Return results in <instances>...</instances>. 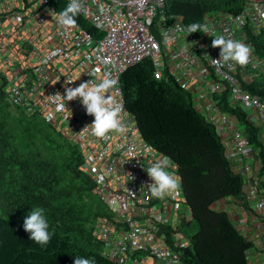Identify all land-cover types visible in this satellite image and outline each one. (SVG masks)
I'll list each match as a JSON object with an SVG mask.
<instances>
[{
  "label": "built area",
  "instance_id": "obj_1",
  "mask_svg": "<svg viewBox=\"0 0 264 264\" xmlns=\"http://www.w3.org/2000/svg\"><path fill=\"white\" fill-rule=\"evenodd\" d=\"M164 1L82 0L79 16L101 33L95 38L79 27L59 29L48 0H0V99L27 117L43 119L79 153L80 170L105 207L92 236L106 259L115 264H186L182 251L192 242L183 228L192 214L181 179L178 194L151 197L146 185L152 181L145 169L166 155L142 137L120 83L127 69L148 60L155 80L168 74L189 93L193 109L218 137L231 172L241 177L245 205L237 200L240 207L234 212L229 200L236 199L230 197L210 208L226 213L236 232L251 243L244 252L246 264H264L262 160L238 116L222 108L224 97L228 107L242 110L264 147V99L244 87L253 73L264 80V57L254 54L247 39V33L264 34V1L243 0L237 14H206L201 24L212 30L209 35L182 31L183 19L165 15ZM220 35L250 46L247 65L212 63L220 58V49L211 46ZM105 73L117 81L107 95L122 106L126 131L109 139L81 135L94 117L80 100L60 101L66 104L61 111L49 97L64 95L67 81L76 87L99 81ZM173 171L179 177L178 167Z\"/></svg>",
  "mask_w": 264,
  "mask_h": 264
},
{
  "label": "trees",
  "instance_id": "obj_2",
  "mask_svg": "<svg viewBox=\"0 0 264 264\" xmlns=\"http://www.w3.org/2000/svg\"><path fill=\"white\" fill-rule=\"evenodd\" d=\"M56 12L66 0H48ZM243 0H165L163 12L179 16L184 25L202 23L206 14H237ZM77 27L93 37L101 33L79 15ZM254 54L264 57V34L247 33ZM245 85L264 99V80L252 74ZM127 110L135 117L144 140L178 167L181 187L192 219L183 228L191 247L182 251L186 264H246L251 243L241 237L226 213L210 207L230 197L245 205L242 180L231 172L211 125L192 106L189 93L172 77L155 80L145 60L120 78ZM244 126L249 143L261 157L259 131L245 113L228 107ZM77 150L43 119L27 117L0 99V264H74L75 256L94 257L96 264H115L103 256L92 236L94 221L104 216V205L92 193V181L80 170ZM33 207L45 209L52 239L41 247L30 240L23 221Z\"/></svg>",
  "mask_w": 264,
  "mask_h": 264
},
{
  "label": "clouds",
  "instance_id": "obj_3",
  "mask_svg": "<svg viewBox=\"0 0 264 264\" xmlns=\"http://www.w3.org/2000/svg\"><path fill=\"white\" fill-rule=\"evenodd\" d=\"M81 10L82 0H69V3L62 11L55 14L50 13V15L55 17V22L59 29L71 30L78 26L76 17ZM181 30L189 35L197 32L209 35L212 31L208 25L198 22L183 26ZM211 46L220 49V58L211 60L214 65L218 66H223L230 62L233 65L245 66L248 64L253 51L250 46L242 41L226 38L223 35L213 38ZM73 83L75 82H65L64 95L57 92L49 98L57 103V108L61 111L66 109V104L60 101L80 100L86 110V114L94 117V119L79 134H90L94 138L109 139L112 133L119 134L126 131L122 106L116 103L111 96L107 95L117 84V81L112 78L110 73H105L99 81L91 79L80 83L76 87L68 86ZM176 167L169 157L162 155L145 169L152 181V183L146 185L151 197L163 199L166 196L178 194L180 178L173 171ZM23 229L30 234V240L41 247L47 246L52 239L53 234L49 232L45 209L41 207L31 208V211L23 221ZM74 264H96V261L94 257L77 255L74 258Z\"/></svg>",
  "mask_w": 264,
  "mask_h": 264
},
{
  "label": "crops",
  "instance_id": "obj_4",
  "mask_svg": "<svg viewBox=\"0 0 264 264\" xmlns=\"http://www.w3.org/2000/svg\"><path fill=\"white\" fill-rule=\"evenodd\" d=\"M230 201V203H231V208L234 210H236L237 208L236 207H240V205L238 204V201L237 200H235V203L233 202V201H231V200H229ZM235 210H234V212H235ZM243 215V213H241V214H238V216L240 217V216H242Z\"/></svg>",
  "mask_w": 264,
  "mask_h": 264
},
{
  "label": "rangeland",
  "instance_id": "obj_5",
  "mask_svg": "<svg viewBox=\"0 0 264 264\" xmlns=\"http://www.w3.org/2000/svg\"><path fill=\"white\" fill-rule=\"evenodd\" d=\"M157 21V18L155 19V21L154 22H156ZM155 36L157 35V31L156 30H152L151 31Z\"/></svg>",
  "mask_w": 264,
  "mask_h": 264
},
{
  "label": "water",
  "instance_id": "obj_6",
  "mask_svg": "<svg viewBox=\"0 0 264 264\" xmlns=\"http://www.w3.org/2000/svg\"><path fill=\"white\" fill-rule=\"evenodd\" d=\"M261 1H264V0H261Z\"/></svg>",
  "mask_w": 264,
  "mask_h": 264
}]
</instances>
